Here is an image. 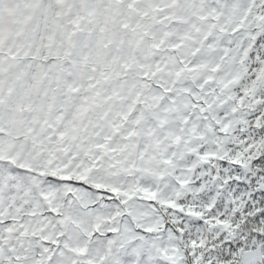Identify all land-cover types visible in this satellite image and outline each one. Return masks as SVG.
Returning a JSON list of instances; mask_svg holds the SVG:
<instances>
[{"label":"snow or ice","instance_id":"obj_1","mask_svg":"<svg viewBox=\"0 0 264 264\" xmlns=\"http://www.w3.org/2000/svg\"><path fill=\"white\" fill-rule=\"evenodd\" d=\"M0 264H264V0H0Z\"/></svg>","mask_w":264,"mask_h":264}]
</instances>
